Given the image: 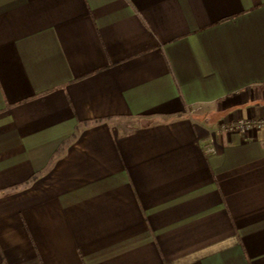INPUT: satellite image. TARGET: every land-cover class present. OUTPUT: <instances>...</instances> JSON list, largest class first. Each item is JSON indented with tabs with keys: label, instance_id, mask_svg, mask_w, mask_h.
I'll return each mask as SVG.
<instances>
[{
	"label": "crops",
	"instance_id": "obj_1",
	"mask_svg": "<svg viewBox=\"0 0 264 264\" xmlns=\"http://www.w3.org/2000/svg\"><path fill=\"white\" fill-rule=\"evenodd\" d=\"M264 0H0V264H264Z\"/></svg>",
	"mask_w": 264,
	"mask_h": 264
},
{
	"label": "built area",
	"instance_id": "obj_2",
	"mask_svg": "<svg viewBox=\"0 0 264 264\" xmlns=\"http://www.w3.org/2000/svg\"><path fill=\"white\" fill-rule=\"evenodd\" d=\"M262 127L264 126V120H243V118L241 120H238L236 122H234L233 124L224 127V129H237L240 131H244L246 129H248L249 127Z\"/></svg>",
	"mask_w": 264,
	"mask_h": 264
}]
</instances>
